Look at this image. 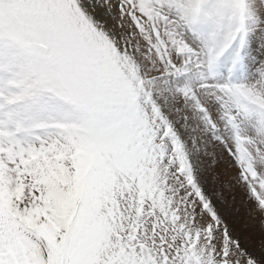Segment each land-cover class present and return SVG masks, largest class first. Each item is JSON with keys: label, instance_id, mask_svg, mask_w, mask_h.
Listing matches in <instances>:
<instances>
[{"label": "snow or ice", "instance_id": "1", "mask_svg": "<svg viewBox=\"0 0 264 264\" xmlns=\"http://www.w3.org/2000/svg\"><path fill=\"white\" fill-rule=\"evenodd\" d=\"M0 264H264V0H0Z\"/></svg>", "mask_w": 264, "mask_h": 264}, {"label": "bare ground", "instance_id": "2", "mask_svg": "<svg viewBox=\"0 0 264 264\" xmlns=\"http://www.w3.org/2000/svg\"><path fill=\"white\" fill-rule=\"evenodd\" d=\"M208 151L211 152V148H209ZM196 157H197V159H195V160H198V158L201 160V162L200 163L198 162V163L200 165V169L203 171V175H204V173H205V175H208L209 173L214 174L216 171H218V168L213 169L211 166L212 165V157L211 156L205 155L203 152H199L198 155H196ZM227 180H228L227 175H222L221 181L217 183V187L220 188V191H222V197H223L222 203L225 206V208L223 207V209L228 211L227 209L230 207V209L232 211L238 210V212L240 213V216L243 217V222H241V223H245L244 221L246 219H248L249 210L251 209V205L253 203L250 205V207L246 208V203H244V201H245L244 197H243V200L241 199L242 193L240 192V190L235 188V187H233V188L226 187ZM218 184H220L222 186H219ZM227 197H230L232 199L231 203H228V204L225 203V200L227 199ZM226 205H228V206L226 207ZM233 213L230 212L228 214L232 215Z\"/></svg>", "mask_w": 264, "mask_h": 264}, {"label": "rangeland", "instance_id": "3", "mask_svg": "<svg viewBox=\"0 0 264 264\" xmlns=\"http://www.w3.org/2000/svg\"><path fill=\"white\" fill-rule=\"evenodd\" d=\"M188 147H189L190 149L193 148V145H192L191 141H189V143H188ZM196 155H198V153L195 151V149H193V156H192L193 162H194V163H198V162L200 163L201 160H200L199 158H198V160H195V159H197ZM199 163H198V164H199ZM217 168H218V171H221V172L223 171L222 167L218 166ZM200 171H201L202 174H203V171H202L201 169H200ZM204 175H205V173H204ZM211 175H213V174H212V173H209L208 175H205V176H209V177H210ZM218 185H219V186H222V185H220V184H218ZM237 189H238V188H237ZM214 190L217 191V192H219L220 194H222V191H220V188L217 187V184L214 186ZM241 197H242L241 199L243 200V197H244V196L242 195ZM231 200H232V199H231L230 197H227V199L225 200V203H227V204H228V203H231V202H232ZM244 200H245V199H244ZM244 203H246V208H247V207H250V205L252 204L251 201H244ZM244 205H245V204H244ZM227 206H228V205H226V207H227ZM253 206H254V205L252 204V205H251V208H252ZM223 207L225 208L224 204L222 203V208H223ZM223 210H224L226 213H227L229 210H230V211H229L228 213H230V212L233 213V212H234V213H233L234 216L237 217V219H238L240 222H243V217L240 216V213L238 212V210H236V211H232V210L230 209V207L227 209L228 211H226L225 209H223ZM233 214H232V215H233ZM230 215H231V214H230ZM238 217H239V218H238ZM244 222H245V223H251V220H250V218L248 217V219H246Z\"/></svg>", "mask_w": 264, "mask_h": 264}]
</instances>
